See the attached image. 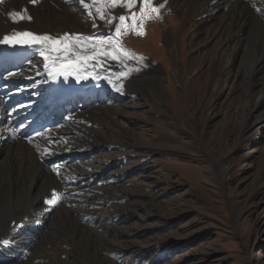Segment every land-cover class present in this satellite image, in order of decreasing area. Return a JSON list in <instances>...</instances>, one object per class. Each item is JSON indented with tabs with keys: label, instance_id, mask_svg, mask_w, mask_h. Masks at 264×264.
Listing matches in <instances>:
<instances>
[{
	"label": "rangeland",
	"instance_id": "1",
	"mask_svg": "<svg viewBox=\"0 0 264 264\" xmlns=\"http://www.w3.org/2000/svg\"><path fill=\"white\" fill-rule=\"evenodd\" d=\"M247 2L233 0L231 9L242 11ZM186 11H160L140 19L138 3L114 16V35L127 50L160 66L163 76L145 83L144 95L124 88L133 103L131 119L117 115L113 121L90 120L100 133L85 145L103 150L88 161L111 169L96 184L68 195L72 202L87 200L85 216L94 219L95 229L90 245L95 246L82 244L80 256L72 254L76 249L68 251L63 264H264V116L261 109H253L264 100L255 79L264 78L257 63L263 53L262 30L253 22L245 36L254 39L245 37L241 60L235 69L222 70L232 46L222 58H214L218 52L210 48L200 51V29L195 21L185 20ZM133 13L138 17L135 27ZM120 15L127 27L117 34ZM90 20L77 27L88 31L85 38L99 32L94 18ZM23 165L15 187L0 172L9 190L3 208L13 216L8 225L29 210L25 192L33 171L27 175ZM73 171L67 170V179L78 176ZM1 213L0 255L8 239ZM58 214L61 225L64 214ZM73 227L66 233L76 239ZM36 244H31L33 249ZM30 256L20 262L38 260Z\"/></svg>",
	"mask_w": 264,
	"mask_h": 264
},
{
	"label": "bare ground",
	"instance_id": "2",
	"mask_svg": "<svg viewBox=\"0 0 264 264\" xmlns=\"http://www.w3.org/2000/svg\"><path fill=\"white\" fill-rule=\"evenodd\" d=\"M232 1L166 0L165 2V0H152L156 7L161 3L165 4L160 9L161 12L166 10L180 12L183 8H187L185 20L195 21L200 29L199 34L202 38L198 45L200 51L205 52L210 48L214 53L218 52L214 58H218V56L222 58L225 49L232 46L231 59L227 64L220 67L222 70L227 67L229 70L235 69L238 60H241L242 54L246 50L242 47L243 42H246L247 39L250 41L254 39L245 36L247 30L250 27L253 28L254 24L261 27L260 42L263 53L259 56L257 63L261 67V71L262 69L264 71V0H247L245 8L237 12L231 9ZM85 3L90 5L92 15H89V9L84 8L79 0H39L35 5L30 0H4L0 3V40L6 35L13 36L23 32H31L38 36L49 35L53 39L60 40L65 39V34H68L73 49L81 55H92L97 50L102 53L96 59L89 61L87 65L79 66L72 75L67 76L68 81L69 78H74L77 81V85L71 94L77 97V100L75 103L70 100V103L73 104H67V113L47 131L27 140L19 137L11 138L19 132L13 130V123L19 122L21 129H23L38 117L41 110L49 112L45 103L44 92L48 83V70L52 68V61H44L40 55V51L46 45L30 46L25 44L22 46V44H16L17 48L29 51L26 59L19 66L10 67L0 75V172L2 175L5 172L4 178L7 179V182L11 179L15 187L16 181L20 180L21 172L18 173V171L23 165L22 162H24L23 167H27L29 170L27 175L33 171V179L30 185L28 183L27 189L24 187L29 199V210L25 209L24 213L14 218L9 225L7 223L13 219V216L10 211L5 213L8 210L7 207L3 208L7 201L6 190L8 189L6 186L8 184L5 181H0V209L2 210L0 213L6 223L3 233L8 236L3 248L4 252L0 255V264H24L20 260L26 259L30 255H34L35 259L38 260L30 261L28 264H47L50 261L63 264L66 258L63 260L62 257L68 251L76 249V253H71L80 256L82 244L85 243L89 247L93 246L90 244L93 239L91 233L95 232V229L91 228L94 219L85 216L84 209L87 208V200L80 198L72 202L68 198L70 192H76L79 188L86 189L96 184L111 169V165L105 164L103 168H99L95 160L88 161V158L103 150L99 145H85L87 139L90 142L91 138L96 139L97 134L100 133L97 127L94 128L96 124L90 120L96 123L102 118L105 121H113L117 115L131 119L133 114L130 109L133 107V103L128 101L129 96H127L124 88H128V93L135 89L134 91L143 94V92H147L144 90L145 83L156 82L159 80L158 78L163 76L160 66L144 56L135 54L136 58L134 59H124V63L128 66L125 68L120 60H111L106 54H103L112 50V44H100L99 42L106 40L109 36L119 40L122 48L127 50L122 41L114 35L113 24L114 16L128 8L122 7L120 4L110 7L109 0H95V2L94 0H85ZM97 8L101 9L105 19H100V15L96 11ZM253 8L255 10H252ZM257 8H260L261 11L258 12ZM11 12L19 13L15 20L9 16ZM91 18H95V26L99 28L98 34H88L85 38L88 32L85 29L83 30L85 32L83 38L85 39H77L76 34L82 32L81 29L77 28L78 25H81L80 22L87 25ZM107 20H111L112 23L108 24ZM94 22L92 21L93 25ZM253 22L255 23L253 24ZM73 23L75 24L73 25ZM210 25H217V27L210 29ZM89 37L91 39H87ZM4 45L11 47L14 44H0V47ZM127 52L134 54L129 50ZM139 57H143V59L140 60ZM70 58L75 59L74 56ZM46 63L49 66L48 70L45 69ZM128 68H131L132 71L127 77H117L118 72L128 71ZM77 74L88 76V78L78 80ZM61 76L64 77V75ZM255 79L263 87L260 97L262 96L264 99V78L262 81L259 77H255ZM256 103L253 109H261L263 112L260 117H263L264 100L261 101L260 107ZM80 125L87 128V131H84L86 136L82 133L84 128ZM43 149H48V152L42 154ZM84 165H91L92 168L88 172L75 169ZM54 166H57L58 169L55 172L53 171ZM72 169H74V175L78 173V176L74 179L73 177L67 179V170ZM3 182L6 183V186ZM51 188L55 189L58 198L55 203L45 204V200L53 199V194L50 192ZM59 212L64 214L65 221L62 220L64 225H60L57 221ZM13 221L15 224L12 226ZM69 225L74 226L76 239L73 232V238L68 236V232L66 233ZM34 242L39 244H36V247L34 245L35 248L33 249L31 244ZM77 242H79L78 245ZM72 244L76 248H72Z\"/></svg>",
	"mask_w": 264,
	"mask_h": 264
},
{
	"label": "snow or ice",
	"instance_id": "3",
	"mask_svg": "<svg viewBox=\"0 0 264 264\" xmlns=\"http://www.w3.org/2000/svg\"><path fill=\"white\" fill-rule=\"evenodd\" d=\"M3 0H0V3H2ZM30 2L35 5L39 2V0H30ZM80 4L84 8L89 9V15H92V12L90 10V5L85 3V0H79ZM95 2V0H94ZM166 2V0H165ZM138 3V0H109V6L115 7L117 4H120L122 7H126L128 9H132L133 6H135ZM140 3V19H144L145 17L149 16L150 13H156L159 15L160 9L165 6L164 3L159 4L158 7L153 5L152 0H139ZM255 7V5H254ZM258 12L261 11L260 8L256 9ZM97 13L100 15V19H105L104 14L102 13L100 8L96 9ZM19 13L17 12H11L9 13V16L15 20ZM23 18V17H21ZM137 16L135 13L132 14L130 19L133 21V27H135V21L137 20ZM28 19H31V17H28ZM120 24L116 25V33L119 34L121 32L122 27H127L125 25L126 17L124 15L119 16ZM108 24H111V20H107ZM95 26V22H94ZM137 35H142V31H137ZM77 39H85L83 37H77ZM87 39H91L90 37ZM100 44L104 43H110L112 44V50L108 51L106 54L107 57L111 60H120L123 67L127 68V64L124 63V59H134L135 54L128 53L127 50L123 49L120 45L119 40L114 39L113 36L107 37L106 40L100 41ZM0 44H26V45H37V44H44L46 47H44L40 51V55L43 57L44 61H52V68L49 69L48 64H45V69L48 70L49 76H55V75H72L73 72H76L78 67L81 65H87L89 61L96 59L98 56L102 55V53L97 50L92 55H81L79 52H76L73 47L72 43L70 41V38H68V34H65V39H53L49 35H43L38 36L34 35L31 32H23V33H16L13 36H4L2 40H0ZM74 56L75 59H71L70 57ZM138 59L142 60L143 57H139ZM97 64H99V61H97ZM132 69L128 68V71H120L116 75L118 78H125L131 73ZM136 71H139V69H136ZM91 75V73H89ZM78 80L80 79H87L88 76H81L77 74L76 77ZM94 79L96 77H93ZM119 90V88H118ZM48 149H43L42 154L47 153ZM57 166L53 167V171H57ZM57 193L53 191V199L51 200H45V204H52L56 202L57 199Z\"/></svg>",
	"mask_w": 264,
	"mask_h": 264
}]
</instances>
